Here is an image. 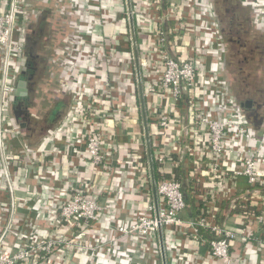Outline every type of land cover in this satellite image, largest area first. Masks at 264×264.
<instances>
[{
  "label": "crops",
  "instance_id": "obj_1",
  "mask_svg": "<svg viewBox=\"0 0 264 264\" xmlns=\"http://www.w3.org/2000/svg\"><path fill=\"white\" fill-rule=\"evenodd\" d=\"M2 1L7 4L9 0ZM119 1L21 0L23 3L17 11L14 40L22 44L23 59L16 63L15 68L21 72L28 64L33 65L35 75L33 83L28 85V92L31 91L32 95L27 109L29 117L23 121L26 127H20L21 120L15 119L12 100L8 110H0V127L15 129L12 133L0 129L2 223L12 207L15 211L14 232L5 239L6 249H12L15 241V244H19V237L28 233L24 224L44 230L56 222L55 230L63 231V224L56 218V206L67 200L76 189H81L101 204L111 200L112 215L116 220H126L144 208V200L138 196L137 190L145 182V176L137 175L136 171L147 159L138 93L136 84L132 82L133 68L128 56L130 39L126 35V41L120 46L126 58L124 60L110 48L112 38L117 36L120 28L125 26V33H129L125 11L117 20L118 24L107 22L103 25L101 22L100 30L94 35L95 41L101 37V41L107 40L108 44L106 50L95 48L102 64L96 71L92 70L93 59L90 55L94 46L83 36L90 30V24L97 21V16L106 13L103 16L106 19L108 13L116 7L118 12L123 11L121 6L116 5L120 4ZM205 5L216 22L222 46L220 54L212 55L204 67L198 64V74L203 80L210 78L208 82L215 77L219 78L225 96L238 106L241 113L239 116L255 135L264 136V0H206ZM91 7H94L92 14ZM209 15L206 17L208 20L211 19ZM142 20L140 15L134 16L136 35ZM82 38L85 41L83 43ZM138 43L140 46L142 41ZM169 46L172 48V45ZM243 47L247 52L252 49L255 51L248 55L246 71L240 75L237 67L242 60L239 49ZM148 49L141 46L142 53L150 51ZM185 50L190 52L191 48ZM30 52L34 56L32 59L28 58ZM161 69L157 61H151L146 71L142 69L144 94L151 91L152 80L158 78ZM241 89H244L242 94ZM101 90L124 94L126 114L118 112L106 116L100 119L103 120L100 127L94 121L84 123L78 119L83 110L87 116L94 114L92 119L96 121L99 120L98 114L107 115L109 104H101L98 99L93 104L89 97L92 93L98 95ZM244 94L252 101L249 110L241 107L237 98ZM115 101L119 102V99ZM168 104V100L163 104L157 96L149 95L147 99L145 96L147 113L155 107L162 109ZM248 112L256 115L248 117ZM96 128L105 133L103 150L107 154V163L99 170L94 169L85 159L84 144L80 139L85 131ZM149 130L153 132L155 126ZM74 150L78 154L72 155ZM29 152L32 155L30 157ZM165 167L170 170L169 163ZM175 174L183 176L184 169H177ZM149 184L151 187L150 176ZM237 186L241 190L245 189V179L240 178ZM217 204L221 209L219 221L238 229L243 219L240 206L231 207L230 202L224 201ZM195 210L193 204L188 205L183 217H190ZM17 223L21 224L20 230ZM99 228L100 233L107 235V220L102 219ZM249 229L256 240L262 239L264 243V228L259 229L252 222ZM162 238L167 264H221L210 257L206 243H199L191 239V236L182 237L178 233L174 235L172 231L163 230ZM120 243L121 249L116 253L118 256L114 253L112 256L118 260L106 257L93 264H127L130 261L162 264L159 238L156 248L152 247L146 252H139V241L135 238L125 237L120 239ZM257 250L252 251L238 236L231 245V254L235 260L233 264H264V247ZM66 260L68 264L78 262L71 255Z\"/></svg>",
  "mask_w": 264,
  "mask_h": 264
},
{
  "label": "built area",
  "instance_id": "obj_2",
  "mask_svg": "<svg viewBox=\"0 0 264 264\" xmlns=\"http://www.w3.org/2000/svg\"><path fill=\"white\" fill-rule=\"evenodd\" d=\"M22 3L21 0H9L4 4L0 0L2 112L8 110L10 102L12 104L14 81L19 73L15 65L23 59L22 44L14 40L17 11L22 8ZM119 3L116 5L121 6L123 11L118 12L116 7L110 9L112 12L108 13L106 19H103L106 13L97 16V21H93L88 33L83 35L94 46L90 51L93 71L102 66L95 48L106 50L108 46L107 40L101 41V37L94 40L101 22L103 25L107 22L118 24L117 20L124 11L128 20L125 0ZM205 3L206 0H131L133 20L135 15L143 19L140 30L137 29L139 36L134 25L142 87V69L146 71L151 61H157L162 67L158 78L152 80L151 91L144 94L143 90L144 100L145 96L147 99L151 95L157 96L163 104L169 101L168 106L162 109L155 107L151 112L146 111L152 159L162 174L155 184L158 220L145 160L146 163L136 171L137 175L145 176V182L137 190L138 196L144 200L142 211L126 220H116L112 215L111 200L101 204L81 189H76L67 200L56 206V218L63 224V231L55 230L56 222L44 230L24 224L28 233L19 237V244H15L16 241L12 244V250L5 247L7 235L14 232L15 211L12 207L7 219H3V223L0 220V264H68V255L78 260L77 264H93L106 257L116 261L118 259L112 257L113 253L118 256L120 239L125 237L139 241V252L156 248L158 225L161 232L172 231L174 235L191 236L199 243H206L210 257L221 264L234 263L231 245L238 236L254 252L264 247L263 240H256L249 229L252 222L257 228H264V136L255 135L239 116L238 106L225 96L219 78L208 82L210 78L203 80L198 74V64L204 67L212 55L220 54L222 46L216 22L209 15ZM93 10L94 7H91V14ZM208 15L210 20L206 18ZM124 28L119 29L117 36L114 35L110 47L123 60L126 58L120 46L126 35L130 39V33H125ZM141 41L139 46L138 42ZM141 46L149 47L150 51L142 53ZM187 47L191 48L190 52L185 50ZM131 49L127 54L133 68L132 82L136 84ZM123 95L109 90H101L98 95L92 93L89 96L91 103L96 104L98 99L101 104H109L107 115L98 114L99 120L96 121L92 119L94 114L87 116L83 110L78 119L84 123L94 121L100 127L103 121L100 119L106 116L118 112L125 115L127 106L123 103ZM116 98L119 102L115 101ZM153 125L155 130L151 132L149 128ZM0 129L10 133L15 131L14 128ZM104 138L105 133L99 128L85 131L80 138L84 144V157L96 170L104 168L107 163V154L103 150ZM71 153L78 154L75 150ZM28 156H32L30 152ZM167 163L170 170H166ZM182 168L184 175L177 176L175 171ZM240 178L245 179L247 184L242 190L237 186ZM186 184L189 195L185 190L187 187L184 188ZM223 201L230 202L231 207L239 205L243 210L238 229L219 221L221 209L217 203ZM190 204L196 207L195 213L183 217ZM102 219L107 220V235L100 233ZM17 225L20 230L21 224ZM127 264L138 263L130 261Z\"/></svg>",
  "mask_w": 264,
  "mask_h": 264
},
{
  "label": "water",
  "instance_id": "obj_3",
  "mask_svg": "<svg viewBox=\"0 0 264 264\" xmlns=\"http://www.w3.org/2000/svg\"><path fill=\"white\" fill-rule=\"evenodd\" d=\"M125 3H126L127 14H128V25H129V33H130V40H131V48H132V53H133L135 78H136L137 93H138L140 113H141V123H142V128H143L146 159H147V164H148V169H149L151 191H152L153 201L155 205V216H156V219L158 220L157 194H156V185H155L156 179H155L153 159H152V154H151V144H150V137H149V132H148V124H147L146 107H145V100H144L142 80H141V72H140V67H139V62H138V49H137V44H136L134 20H133L132 9H131V0H125ZM33 57L34 56L30 52L28 55V58L32 59ZM26 74H27V71L25 70L18 73L15 79L14 91H13L12 113L15 116L16 120H21L19 122L20 127H26V123L23 121L28 119L29 117L28 110L21 102V99L27 95L28 89H29L28 85H31L33 83L32 78L26 77ZM240 105L241 107L249 110L252 106V101L245 100V101H242ZM255 115L256 114H253L252 112H248L247 116L249 117V116H255ZM158 238H159V244H160L161 262L162 264H167L160 225H158Z\"/></svg>",
  "mask_w": 264,
  "mask_h": 264
},
{
  "label": "flooded vegetation",
  "instance_id": "obj_4",
  "mask_svg": "<svg viewBox=\"0 0 264 264\" xmlns=\"http://www.w3.org/2000/svg\"><path fill=\"white\" fill-rule=\"evenodd\" d=\"M242 45H240L241 47ZM244 47L243 48H240L239 49V55L241 56V61L239 62V66L237 67V72L240 74V75H243L245 73V69H246V66H247V62H248V55L252 52L255 51V49H252L251 51L247 52L246 50L244 51ZM30 69V70H29ZM34 69L35 67L30 64H28L27 68H25V71H27V74H26V77H29V78H32V81H33V78H34V75H35V72H34ZM29 71V72H28ZM242 82H243V79H242ZM242 83H239V85H241ZM243 85V84H242ZM240 93H244V89H241L240 90ZM249 94V93H248ZM31 95H32V92L29 91L27 93V95L21 99V102L23 103V105L26 107V109H28L31 101ZM237 98L240 100V103L242 101H245L247 99V94H244V96H240L239 97L237 96ZM244 98V99H243ZM247 100H250V99H247Z\"/></svg>",
  "mask_w": 264,
  "mask_h": 264
},
{
  "label": "trees",
  "instance_id": "obj_5",
  "mask_svg": "<svg viewBox=\"0 0 264 264\" xmlns=\"http://www.w3.org/2000/svg\"><path fill=\"white\" fill-rule=\"evenodd\" d=\"M153 167H154V174H155V178H156V180H158V179H160L161 178V176H162V174H160V172L158 171V165L155 163V162H153ZM185 188V187H184ZM188 187L185 189L186 190V192L188 191ZM188 193V192H187ZM188 195H189V193H188Z\"/></svg>",
  "mask_w": 264,
  "mask_h": 264
}]
</instances>
